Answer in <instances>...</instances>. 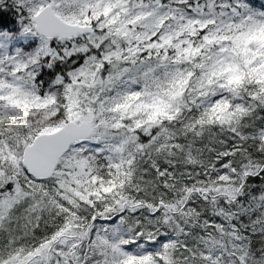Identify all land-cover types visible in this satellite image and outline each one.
<instances>
[{
	"label": "snow or ice",
	"instance_id": "snow-or-ice-1",
	"mask_svg": "<svg viewBox=\"0 0 264 264\" xmlns=\"http://www.w3.org/2000/svg\"><path fill=\"white\" fill-rule=\"evenodd\" d=\"M0 264H264V0H0Z\"/></svg>",
	"mask_w": 264,
	"mask_h": 264
}]
</instances>
